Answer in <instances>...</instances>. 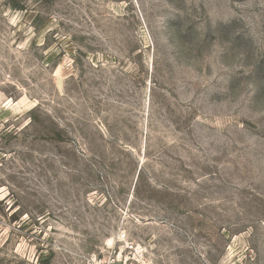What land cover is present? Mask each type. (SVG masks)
Segmentation results:
<instances>
[{"label": "rangeland", "instance_id": "obj_1", "mask_svg": "<svg viewBox=\"0 0 264 264\" xmlns=\"http://www.w3.org/2000/svg\"><path fill=\"white\" fill-rule=\"evenodd\" d=\"M0 264H264V0H0Z\"/></svg>", "mask_w": 264, "mask_h": 264}, {"label": "built area", "instance_id": "obj_2", "mask_svg": "<svg viewBox=\"0 0 264 264\" xmlns=\"http://www.w3.org/2000/svg\"><path fill=\"white\" fill-rule=\"evenodd\" d=\"M97 258V257H96Z\"/></svg>", "mask_w": 264, "mask_h": 264}]
</instances>
